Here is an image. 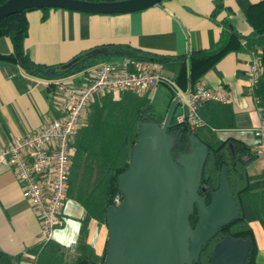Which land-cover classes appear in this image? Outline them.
<instances>
[{
	"label": "crops",
	"instance_id": "1",
	"mask_svg": "<svg viewBox=\"0 0 264 264\" xmlns=\"http://www.w3.org/2000/svg\"><path fill=\"white\" fill-rule=\"evenodd\" d=\"M259 1L223 0L224 6L218 13L214 12L215 0H163L143 10L117 14L63 8L33 9L27 14L29 33L25 47L34 62L60 67L83 52L101 46L106 47L97 51L111 57L107 61L119 60V55L127 52L120 46L189 56L198 51L212 53L227 43L233 31L237 32L242 37V49L228 52L189 88L202 82L209 88L224 86L229 91V102H214L206 108L205 114L216 126L221 139L232 137L244 142L256 157L248 168L249 174L254 176L252 189L250 194L241 195V204L257 243L255 264H264V159L257 155L254 134L262 125L259 112L264 116V105L258 104L248 91L254 52L246 47V37L254 35V28L245 8ZM12 51L11 39L1 37L0 53ZM164 75L165 79L152 91L165 94L161 87H168L167 97L171 103L177 97L178 87L169 82L173 81L175 73L165 68ZM58 80L80 85L88 79L78 73ZM47 83L48 80L25 72L18 63L0 61V146L60 116L59 95ZM178 106L183 107L185 113L186 108L179 102L174 112ZM89 115L84 126L89 123ZM158 118L164 120L165 116ZM62 219L52 240V246H57L61 254V264H75L83 253V242L96 256L105 252L109 238L107 223L88 217L85 206L74 196L67 197ZM42 241L41 220L31 202L23 196L15 170L10 166L1 167L0 264H38L39 260L41 264H50V259L38 258ZM47 253L50 254L46 251L44 258Z\"/></svg>",
	"mask_w": 264,
	"mask_h": 264
},
{
	"label": "trees",
	"instance_id": "2",
	"mask_svg": "<svg viewBox=\"0 0 264 264\" xmlns=\"http://www.w3.org/2000/svg\"><path fill=\"white\" fill-rule=\"evenodd\" d=\"M7 0H0V5ZM88 1H113V0H88ZM223 0H215V10L218 13L223 8ZM246 14L249 23L254 28V35L246 37V47L259 56L264 66V0L246 5ZM36 8L24 9L0 19V38L8 37L13 44V51L9 54L0 53V61H9L20 64L25 72L48 80L51 87L58 79L82 73L85 79L90 80L94 69L104 62H97L98 58L107 57L105 53L95 52L67 70H60L59 66L44 65L34 62L25 47V39L29 33L28 12ZM51 9V8H43ZM241 36L233 31L227 43L216 52L207 53L198 51L188 54H163L120 46L127 52L119 55L133 57L141 60L159 61L165 68L174 71V84L187 90L207 71L213 68L228 52L242 49ZM106 46L95 47L88 51H96ZM85 51L82 54L88 52ZM256 95L264 105V73L260 75L256 87ZM209 101L200 110L204 125L192 128L187 120H183L169 129V132L178 136L174 154L189 151V137L195 133L209 147V156L206 161L202 186L209 185L216 191L220 186L221 171L224 165L229 168V177L236 203L240 210V217L221 228L219 233L202 250L200 261L196 264H208L212 258L215 244L226 234L238 239H250L252 247L246 264H255L257 243L254 232L245 217L241 195L250 194L254 176L249 174L248 168L256 158L251 148L244 142L229 137L221 139L216 131V126L206 116L205 110L212 103ZM89 123L83 126L76 137L77 153L72 163L67 196H74L87 210L88 217H95L107 223V210L115 204V198L123 195L119 189V176L126 171L130 164L132 150L138 140L140 125L144 120L163 122L158 118L154 104L148 93L139 94L133 90L123 92L119 100L111 94L99 96L92 104ZM90 113V112H89ZM235 147L233 157L230 144ZM200 193L211 202V195L200 190ZM198 221L197 209L191 216V223L195 227ZM53 239L42 241L39 245L40 259L49 261L50 264H61L62 258L57 246H52ZM83 253L75 264L102 263L106 258V250L101 256H96L86 243H81ZM48 251L50 254H44ZM47 256V257H46ZM45 259V260H44ZM40 263V260L38 261Z\"/></svg>",
	"mask_w": 264,
	"mask_h": 264
},
{
	"label": "water",
	"instance_id": "3",
	"mask_svg": "<svg viewBox=\"0 0 264 264\" xmlns=\"http://www.w3.org/2000/svg\"><path fill=\"white\" fill-rule=\"evenodd\" d=\"M162 1L7 0L0 5V19L29 8L128 13ZM97 50L81 54L59 69H70ZM177 102V99L172 100L162 123L141 122L129 167L119 176L123 198L107 210V253L99 264H196L202 250L221 228L240 217L227 165L222 168L216 191L211 185L202 186L209 156L207 144L192 133L189 151L174 154L178 136L169 129L176 125L171 120ZM230 148L235 157L232 143ZM201 189L211 195L210 204L200 193ZM196 209L198 221L193 227L191 216ZM251 247L250 239L226 234L215 244L208 264H246Z\"/></svg>",
	"mask_w": 264,
	"mask_h": 264
},
{
	"label": "built area",
	"instance_id": "4",
	"mask_svg": "<svg viewBox=\"0 0 264 264\" xmlns=\"http://www.w3.org/2000/svg\"><path fill=\"white\" fill-rule=\"evenodd\" d=\"M164 70V64L159 61L124 57L100 64L91 79L80 85L58 80L54 88L59 95L60 116L38 130L16 136L10 144L0 146V168L10 166L15 170L23 196L31 202L41 220L43 241L53 239L55 229L63 222L71 166L77 153L76 137L86 124L92 104L99 96L107 94L119 100L128 90L149 93L165 79ZM263 70L259 56L254 54L248 91L258 104L261 100L256 95V87ZM169 82L175 86L172 80ZM47 86L51 87V84L47 83ZM176 90L177 101L186 108L178 122L187 120L192 128L205 124L200 116L205 103L213 100L229 102V91L224 86L209 88L199 82L187 90ZM259 113L262 125L254 130V134L257 155L264 159V116ZM121 200L118 195L115 203Z\"/></svg>",
	"mask_w": 264,
	"mask_h": 264
},
{
	"label": "rangeland",
	"instance_id": "5",
	"mask_svg": "<svg viewBox=\"0 0 264 264\" xmlns=\"http://www.w3.org/2000/svg\"><path fill=\"white\" fill-rule=\"evenodd\" d=\"M107 60H111V57L98 58L97 62H104ZM161 88L164 89V92L166 91L165 94H163V92L161 91L159 93L151 91L148 94L154 104L156 113L160 117L166 116L169 110V107H170V97L169 96L167 97L168 93L170 94L169 88L163 85ZM176 110L177 111L173 112V115H172V120H171L172 123H176L178 121V115L180 114L182 115L184 113L183 107L178 106Z\"/></svg>",
	"mask_w": 264,
	"mask_h": 264
}]
</instances>
